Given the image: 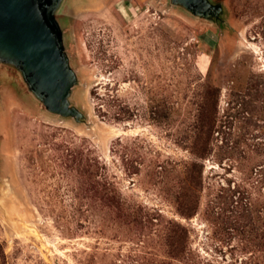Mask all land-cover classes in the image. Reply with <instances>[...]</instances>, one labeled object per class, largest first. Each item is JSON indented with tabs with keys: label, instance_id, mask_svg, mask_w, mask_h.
I'll return each instance as SVG.
<instances>
[{
	"label": "rangeland",
	"instance_id": "1",
	"mask_svg": "<svg viewBox=\"0 0 264 264\" xmlns=\"http://www.w3.org/2000/svg\"><path fill=\"white\" fill-rule=\"evenodd\" d=\"M204 2L57 0L74 116L0 58V264H264V0Z\"/></svg>",
	"mask_w": 264,
	"mask_h": 264
},
{
	"label": "water",
	"instance_id": "2",
	"mask_svg": "<svg viewBox=\"0 0 264 264\" xmlns=\"http://www.w3.org/2000/svg\"><path fill=\"white\" fill-rule=\"evenodd\" d=\"M0 0V58L21 71L30 92L46 110L74 116L66 104L73 82L48 20L57 0ZM193 12H202L204 0H174Z\"/></svg>",
	"mask_w": 264,
	"mask_h": 264
}]
</instances>
